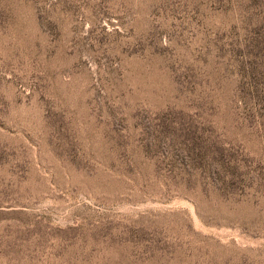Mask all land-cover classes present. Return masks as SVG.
<instances>
[{
	"label": "rangeland",
	"instance_id": "374dc122",
	"mask_svg": "<svg viewBox=\"0 0 264 264\" xmlns=\"http://www.w3.org/2000/svg\"><path fill=\"white\" fill-rule=\"evenodd\" d=\"M0 264H264V0H0Z\"/></svg>",
	"mask_w": 264,
	"mask_h": 264
}]
</instances>
